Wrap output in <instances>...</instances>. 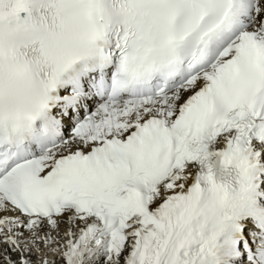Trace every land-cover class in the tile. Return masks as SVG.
Instances as JSON below:
<instances>
[{"label": "snow or ice", "instance_id": "obj_1", "mask_svg": "<svg viewBox=\"0 0 264 264\" xmlns=\"http://www.w3.org/2000/svg\"><path fill=\"white\" fill-rule=\"evenodd\" d=\"M0 264H264V0H0Z\"/></svg>", "mask_w": 264, "mask_h": 264}]
</instances>
